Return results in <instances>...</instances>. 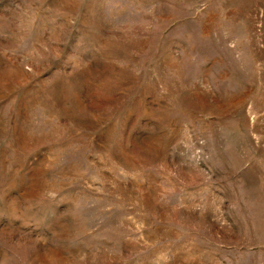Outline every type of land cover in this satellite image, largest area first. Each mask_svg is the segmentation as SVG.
Returning <instances> with one entry per match:
<instances>
[{
    "label": "rangeland",
    "instance_id": "rangeland-1",
    "mask_svg": "<svg viewBox=\"0 0 264 264\" xmlns=\"http://www.w3.org/2000/svg\"><path fill=\"white\" fill-rule=\"evenodd\" d=\"M0 264H264V0H0Z\"/></svg>",
    "mask_w": 264,
    "mask_h": 264
}]
</instances>
